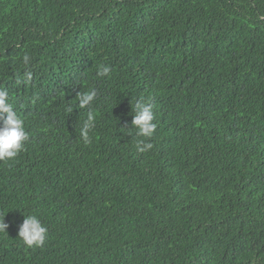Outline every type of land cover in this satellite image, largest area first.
Instances as JSON below:
<instances>
[{
	"label": "trees",
	"instance_id": "16d2710c",
	"mask_svg": "<svg viewBox=\"0 0 264 264\" xmlns=\"http://www.w3.org/2000/svg\"><path fill=\"white\" fill-rule=\"evenodd\" d=\"M0 88L29 134L0 161V264H264V0H0Z\"/></svg>",
	"mask_w": 264,
	"mask_h": 264
},
{
	"label": "clouds",
	"instance_id": "9594fccd",
	"mask_svg": "<svg viewBox=\"0 0 264 264\" xmlns=\"http://www.w3.org/2000/svg\"><path fill=\"white\" fill-rule=\"evenodd\" d=\"M23 62L27 66L31 63L28 54L23 55ZM111 69L104 66L98 74L107 76ZM31 79V73L25 74V80ZM97 89L90 88L86 92L77 94L78 105L80 108L89 107L97 97ZM71 107L68 111L71 112ZM95 113L91 110L87 113L83 126L80 129V138L85 144L92 142L90 132L95 128ZM155 113L150 103L137 99L134 105V115L131 126L136 129L139 137L151 138L157 128L154 123ZM29 139V134L25 129L24 120L14 110L10 102L9 92L6 88H0V161L12 160L22 151L25 142ZM153 145L144 140L136 142V149L140 153L149 151ZM23 222L19 225L18 237L29 247H41L44 245L48 234L47 226L36 215H24ZM5 216H0V233H7L9 224L4 220Z\"/></svg>",
	"mask_w": 264,
	"mask_h": 264
}]
</instances>
